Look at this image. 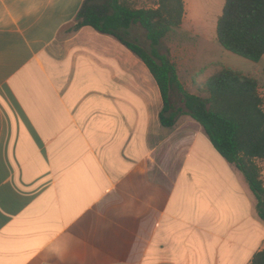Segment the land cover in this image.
Instances as JSON below:
<instances>
[{"label":"crops","instance_id":"1","mask_svg":"<svg viewBox=\"0 0 264 264\" xmlns=\"http://www.w3.org/2000/svg\"><path fill=\"white\" fill-rule=\"evenodd\" d=\"M84 1L0 0V264H252L246 175L190 115L161 123L126 46L66 34Z\"/></svg>","mask_w":264,"mask_h":264},{"label":"trees","instance_id":"2","mask_svg":"<svg viewBox=\"0 0 264 264\" xmlns=\"http://www.w3.org/2000/svg\"><path fill=\"white\" fill-rule=\"evenodd\" d=\"M185 0H158L155 7H138L131 0H85L75 20L64 31L71 35L84 26L114 37L139 58L158 83L163 108L160 121L173 126L181 115H190L204 127L216 149L244 174L258 197L264 220V108L260 80L229 66L214 71L201 84L205 95L187 91L175 66L159 53L157 45L181 28ZM134 26L147 33L152 49L130 39ZM219 43L227 50L259 62L264 57V0H226L217 26ZM181 105L171 99L175 88ZM252 264H264V249Z\"/></svg>","mask_w":264,"mask_h":264},{"label":"rangeland","instance_id":"3","mask_svg":"<svg viewBox=\"0 0 264 264\" xmlns=\"http://www.w3.org/2000/svg\"><path fill=\"white\" fill-rule=\"evenodd\" d=\"M131 1L138 7L147 8L155 7L158 2V0ZM185 1L189 11H186L181 28L171 32L157 45L159 53L175 66L183 87L191 93L205 95L199 89L201 84L220 67L229 66L260 78V93L264 104V57L259 62L252 61L225 49L218 41L217 26L226 0ZM129 38L137 39L147 49H152L147 33L141 26L132 27ZM107 42H112V46L124 51L116 41ZM124 57L134 60L137 77L155 81L147 67L137 57L128 52ZM259 69L261 72H258ZM171 99L177 106L181 105V93L176 86L172 90ZM182 121L184 118L180 120Z\"/></svg>","mask_w":264,"mask_h":264},{"label":"built area","instance_id":"4","mask_svg":"<svg viewBox=\"0 0 264 264\" xmlns=\"http://www.w3.org/2000/svg\"><path fill=\"white\" fill-rule=\"evenodd\" d=\"M262 95V94H261ZM263 108H264V104H263Z\"/></svg>","mask_w":264,"mask_h":264},{"label":"bare ground","instance_id":"5","mask_svg":"<svg viewBox=\"0 0 264 264\" xmlns=\"http://www.w3.org/2000/svg\"><path fill=\"white\" fill-rule=\"evenodd\" d=\"M207 16V15H206Z\"/></svg>","mask_w":264,"mask_h":264}]
</instances>
